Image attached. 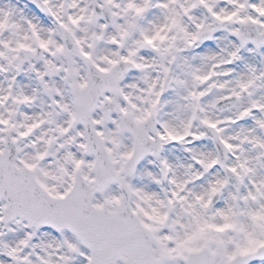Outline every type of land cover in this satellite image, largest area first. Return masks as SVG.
Listing matches in <instances>:
<instances>
[{
  "label": "snow or ice",
  "instance_id": "obj_1",
  "mask_svg": "<svg viewBox=\"0 0 264 264\" xmlns=\"http://www.w3.org/2000/svg\"><path fill=\"white\" fill-rule=\"evenodd\" d=\"M0 264H264V0H0Z\"/></svg>",
  "mask_w": 264,
  "mask_h": 264
}]
</instances>
